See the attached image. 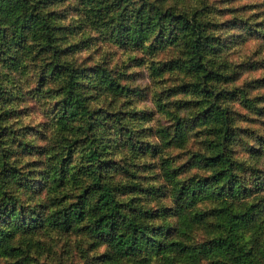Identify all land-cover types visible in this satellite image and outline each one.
<instances>
[{"label":"rangeland","instance_id":"1","mask_svg":"<svg viewBox=\"0 0 264 264\" xmlns=\"http://www.w3.org/2000/svg\"><path fill=\"white\" fill-rule=\"evenodd\" d=\"M112 2L20 0V18L39 12L54 26L53 42L63 49L56 60L34 33L25 27L27 35L18 34L0 13V224L18 225L11 242L23 248L28 264H229L201 246L218 233L215 218L192 215L230 205L252 212L243 233L256 264H264V0H136L117 8ZM139 2L197 12L212 36L205 76L184 65L186 36L177 21L165 41L155 39L168 23L164 17L142 40L132 39V10ZM68 68L78 74L90 108L69 124L61 119ZM106 76L118 86L106 87ZM210 84L209 97L201 88ZM209 101L227 108L232 135L225 143L242 189L186 205L179 188L215 168L201 160L221 133L216 117L207 122L209 111L202 112ZM198 112L206 120L193 119L180 144L173 135L176 120ZM91 148L99 151L124 210L163 224L165 238L184 240L192 252L201 247L197 261L186 252L148 249L118 258L87 218L67 227L54 223L80 193L87 202L95 198L89 188L82 191L91 180ZM13 210L18 216L11 221ZM18 257L0 256V264Z\"/></svg>","mask_w":264,"mask_h":264},{"label":"trees","instance_id":"2","mask_svg":"<svg viewBox=\"0 0 264 264\" xmlns=\"http://www.w3.org/2000/svg\"><path fill=\"white\" fill-rule=\"evenodd\" d=\"M136 0H113L112 7H123L128 3ZM3 5H0V13L3 14L4 23L16 26V31L22 36H26L27 32L36 35V41L55 57H60L63 49L59 48L54 41V26L46 19L45 14L39 12L30 13L29 16L20 18L19 8L20 0H3ZM148 7L144 3L139 2L132 10V16L136 21L135 28H132L131 37L134 41L142 40L147 32L152 31L153 26L157 23V18H168L166 26L161 24L158 30V36L155 39L161 38L165 41L171 36L172 29L175 27L174 22L179 23L178 31L186 36L185 49L187 59L184 65L200 76L207 69V45H210L212 36L205 30L204 22L197 16V12L189 10L181 11H164L159 5L150 2ZM24 26V28H22ZM5 27V26H4ZM0 30L4 34V29ZM61 65V64H60ZM177 66L181 63L176 62ZM78 74L71 68H68L65 80V93L62 98V113L61 119L63 123H70L79 116L86 115L90 108L85 103V95L78 88V80L75 79ZM206 74H204L205 76ZM106 87H116L118 84L112 81L109 76L101 79ZM211 85L201 88L202 92H207L211 95ZM215 101V97L213 98ZM209 111L206 116L207 120L199 117L198 112L189 118H178L175 122L174 137L180 144L186 140V127L191 124L194 119L202 121V119L211 121L216 117V122L213 125H219L221 133L216 140V146L211 145V154L203 155L201 160L207 165H212L213 172L204 178L196 179L191 186H183L179 188V192L183 195L185 204L192 205L196 199L200 197H213L219 199L226 193L236 194L242 189L240 176L236 171L234 158L227 151V139H230L232 133L229 131L230 118L227 108L223 109L214 106L212 101H209L202 112ZM190 120V122H189ZM99 151L91 148L88 153L87 171L91 176L90 182L82 189L86 191L88 188L95 193V198L92 202H87L81 193L80 199L68 208L59 210V213L53 216L55 224L67 227L77 221L89 220V228L98 238H106L114 256L130 257L142 250L154 251H172L186 252L190 257L198 260L201 252V247L195 252H192L190 244L179 238H165L167 229L163 224H151L139 219L135 214L124 210L122 203L116 196L113 185L105 178L103 173V163L98 157ZM206 196H200V195ZM83 199V200H82ZM252 215L250 211L237 210L230 205L222 208H212L209 210L194 211L192 217L200 220L205 216L215 218V224L218 226V233L201 242V246L216 254L226 256L229 264H256L257 257L252 249L251 244L245 238L243 227L247 220ZM16 210L10 211V220L17 218ZM33 216V220H35ZM31 219V220H32ZM32 220V221H33ZM23 225H28V222L22 221ZM16 226V225H15ZM15 226L4 227L0 224V256H19L9 264H28L23 255V248L11 242ZM18 228V225L16 226ZM167 264H175L173 260H168Z\"/></svg>","mask_w":264,"mask_h":264}]
</instances>
